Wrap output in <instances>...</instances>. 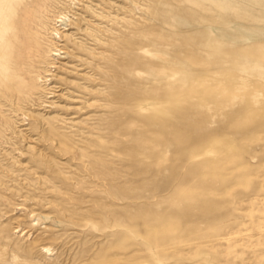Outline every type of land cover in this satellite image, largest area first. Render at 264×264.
Here are the masks:
<instances>
[{"label":"rangeland","instance_id":"374dc122","mask_svg":"<svg viewBox=\"0 0 264 264\" xmlns=\"http://www.w3.org/2000/svg\"><path fill=\"white\" fill-rule=\"evenodd\" d=\"M0 264H264V0H0Z\"/></svg>","mask_w":264,"mask_h":264},{"label":"bare ground","instance_id":"6f19581e","mask_svg":"<svg viewBox=\"0 0 264 264\" xmlns=\"http://www.w3.org/2000/svg\"><path fill=\"white\" fill-rule=\"evenodd\" d=\"M64 20V17L61 19L52 20L54 27L52 28V33L56 32L54 36L61 35L60 29L58 28V24ZM38 35V33H36ZM41 45L37 42V40L28 39L22 43V45L18 46V52L16 56V70L19 73L18 75L23 78H27L29 75L26 70H32L33 64L37 59L41 56ZM56 55V54H55Z\"/></svg>","mask_w":264,"mask_h":264}]
</instances>
